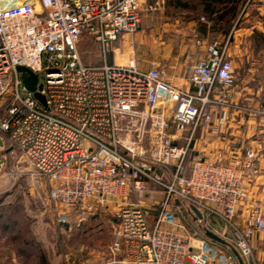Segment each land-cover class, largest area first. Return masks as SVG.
<instances>
[{
  "label": "built area",
  "instance_id": "built-area-1",
  "mask_svg": "<svg viewBox=\"0 0 264 264\" xmlns=\"http://www.w3.org/2000/svg\"><path fill=\"white\" fill-rule=\"evenodd\" d=\"M165 3L0 0V129L17 151L16 163L29 164L27 173L47 183L46 196L66 210L60 222L75 218L80 225L114 207L108 258L100 264H233L231 253L189 232L184 219L205 222L204 229H217L210 218L228 224L241 255L251 258L254 236L264 231V200L250 203L244 226L236 220L258 174L257 154L232 144L228 160L189 158V147L172 132L211 122L204 106L231 97L235 78L225 49L215 43L207 61L191 66L195 93L170 83L155 63L85 64L78 51L89 37L106 57L143 15ZM29 71L41 99L25 84ZM217 88L222 95L213 99ZM150 189L164 195L153 218L132 198L141 192L154 198Z\"/></svg>",
  "mask_w": 264,
  "mask_h": 264
},
{
  "label": "rangeland",
  "instance_id": "rangeland-1",
  "mask_svg": "<svg viewBox=\"0 0 264 264\" xmlns=\"http://www.w3.org/2000/svg\"><path fill=\"white\" fill-rule=\"evenodd\" d=\"M180 1L186 3V6L167 3L163 10L161 9V14L159 10L143 15L139 28L134 32L125 33L130 35L129 46L132 55H141L143 51L144 43L142 45L140 42V32L145 33L143 36H146L148 42L152 41V43L155 38L157 39L156 32L158 34L160 32L165 40L162 45L164 50L175 48L171 34L176 33V30L184 33L185 37L198 32V18L206 15L204 3L202 0ZM251 2L252 0L244 2V9L250 10ZM221 6L223 5H218V7ZM187 18L189 21L186 20ZM229 19H231L230 22H228ZM241 19L242 17L234 18L231 14L224 16L221 26L223 25V29H226L227 33L224 36H229L230 41L227 44H224L225 42L218 44L225 49L226 57L233 63L234 78L237 77L235 60L237 62L238 59L235 58L234 35L230 33H234ZM213 36L217 37L219 33ZM158 47L162 48L160 43ZM78 51L85 64H101L105 60L110 64L116 63V59L113 58V47L104 57L99 44L89 37L81 39ZM259 141L258 145L264 147V139ZM257 158L264 161V149L262 155L257 154ZM16 159L17 151L9 142L7 135L0 129V264H45L46 262L65 264L67 259L74 260L76 264L104 262L108 258L109 245L112 241L111 223L114 207L101 209L90 215L88 220L80 225L74 221L62 223L59 221V216L66 210L59 202L46 196L47 183L43 182L40 185L36 181L33 184L27 173L31 170L30 165L18 164ZM152 190L150 189L154 198L146 196L143 192L140 193L139 198L132 194V198L134 201L139 199L144 206L151 209L153 218L156 215L153 214L155 211L153 208L164 195L162 192ZM210 219L213 220V218ZM215 221L218 224L217 229L228 231L224 239L230 246L223 249L232 251L233 246L239 251L231 238V227L219 219ZM204 223H195L190 219L186 227L187 230L201 228L203 232L204 226L200 225Z\"/></svg>",
  "mask_w": 264,
  "mask_h": 264
},
{
  "label": "crops",
  "instance_id": "crops-1",
  "mask_svg": "<svg viewBox=\"0 0 264 264\" xmlns=\"http://www.w3.org/2000/svg\"><path fill=\"white\" fill-rule=\"evenodd\" d=\"M170 1L166 0L164 7L167 3L181 6V4L170 3ZM246 1L237 0V11L233 16L234 18L242 17V19L234 33H230V35H234L235 58L238 59L237 62L235 60L237 77H235L234 86L230 89L231 97L225 103L212 102L204 106L205 112L210 114L211 122L201 119L196 125H187L183 129L172 128L176 142L189 147V158L201 154L214 161L223 155L228 160L232 154L230 149L232 144H235L241 152L252 150L256 154H263L264 147L259 146L258 142L264 139V114L259 112L260 109L264 110V13H262L264 0H252L250 10L244 9L243 5ZM184 4L182 5L186 6V3ZM161 12L160 9L159 13L161 14ZM205 14L207 16L202 15L198 18L197 33L185 37L184 33L176 30V33L171 34L175 42V48L171 50L163 49L162 45L165 40L160 32L159 34L156 32L157 39L155 38L154 43L148 42L146 36H143L145 33L140 32V42L142 45L144 43L143 51L141 55H132L129 46L130 35L123 34L117 42L112 44L113 58L116 59L114 64H127L130 59L134 58L140 68L148 69L155 63L164 71V76L170 83L187 91L197 92V85L190 79L191 66L207 61L211 47L215 43L225 42L224 44H227L230 41L229 36H224L227 33L226 29H223V25L221 26L224 17L219 14L211 16L206 8ZM186 20L189 21V18ZM230 21L231 19L228 22ZM218 33L219 36H213ZM211 35L213 37H210ZM222 35L223 37H220ZM158 43L162 48L158 47ZM221 95L222 90L217 88L212 92L211 97L216 99ZM222 118L224 123L222 130L219 131V123ZM258 160V174L249 181L247 198L238 206L239 215L236 222L240 227L244 226L247 221L250 203L257 199L264 200V161L261 158ZM29 178L33 184L36 181L40 185L44 182L32 176ZM156 213L154 211L153 214ZM189 220V218L184 219L186 224ZM213 220L211 221L218 228L217 222L215 219ZM72 221L75 222V218H72ZM209 230L223 238L228 233L225 229ZM188 231L210 239L205 234L206 229L203 232L199 228ZM230 235L233 236L232 231ZM216 243L224 249L229 247ZM252 245L254 254L251 258L241 255L244 264H264V231L254 236ZM226 251L233 255V264H240L233 251L227 249Z\"/></svg>",
  "mask_w": 264,
  "mask_h": 264
},
{
  "label": "trees",
  "instance_id": "trees-1",
  "mask_svg": "<svg viewBox=\"0 0 264 264\" xmlns=\"http://www.w3.org/2000/svg\"><path fill=\"white\" fill-rule=\"evenodd\" d=\"M183 4L180 0H171L170 3ZM204 6L209 14L213 16V14H219L221 17H224L228 14H235L237 9V0H202ZM218 5H223L218 7ZM6 134V133H5ZM7 227V226H6ZM6 230V229H5ZM45 264H48L47 262Z\"/></svg>",
  "mask_w": 264,
  "mask_h": 264
},
{
  "label": "water",
  "instance_id": "water-1",
  "mask_svg": "<svg viewBox=\"0 0 264 264\" xmlns=\"http://www.w3.org/2000/svg\"><path fill=\"white\" fill-rule=\"evenodd\" d=\"M20 70H26L25 67H19ZM36 81H37V75L31 71H29V76L25 79V84L28 86V88L32 91L35 92L36 90ZM35 95L41 99V96L35 92ZM194 211L198 214V216H201L200 211H198V209L196 207H193ZM205 234L207 237H209L210 239H212L213 241H216L218 243H221L223 245H227L230 246V244L221 236H219L218 234L214 233L213 231L206 229ZM232 251L234 253V255L238 258L240 264H244L243 258L241 256V254L239 253V251L235 248V247H231Z\"/></svg>",
  "mask_w": 264,
  "mask_h": 264
}]
</instances>
